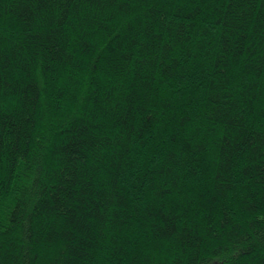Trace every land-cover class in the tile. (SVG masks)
I'll use <instances>...</instances> for the list:
<instances>
[{"label":"trees","instance_id":"obj_1","mask_svg":"<svg viewBox=\"0 0 264 264\" xmlns=\"http://www.w3.org/2000/svg\"><path fill=\"white\" fill-rule=\"evenodd\" d=\"M0 264H264V0H0Z\"/></svg>","mask_w":264,"mask_h":264}]
</instances>
